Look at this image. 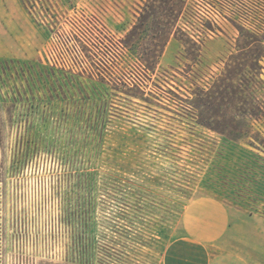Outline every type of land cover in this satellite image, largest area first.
Segmentation results:
<instances>
[{
    "label": "rangeland",
    "instance_id": "374dc122",
    "mask_svg": "<svg viewBox=\"0 0 264 264\" xmlns=\"http://www.w3.org/2000/svg\"><path fill=\"white\" fill-rule=\"evenodd\" d=\"M262 18L264 0H0V264H163L203 198L252 219L185 252L264 264V119L226 141L191 104L227 78L264 98V32L242 24Z\"/></svg>",
    "mask_w": 264,
    "mask_h": 264
},
{
    "label": "trees",
    "instance_id": "16d2710c",
    "mask_svg": "<svg viewBox=\"0 0 264 264\" xmlns=\"http://www.w3.org/2000/svg\"><path fill=\"white\" fill-rule=\"evenodd\" d=\"M260 43V46L257 44ZM262 42L258 39H253L251 44L254 46L253 52H251V63L260 67V62L264 59V53L259 52ZM259 45V44H258ZM162 55V52L154 54L145 60L148 64L152 63ZM242 63H239L237 70H240ZM243 73V72H242ZM241 75V74H240ZM220 84V82H219ZM216 83L212 89L207 92H202L201 95L206 98H199L191 102L192 107L197 111L196 121L199 125L211 130L212 132L220 135L226 141H236L244 137H248L249 122L261 121L264 119V98H239L233 90L241 88L240 82H229L227 80L221 81V85ZM231 90L235 97L233 98H215V94H220V91ZM229 107L233 112L230 115L223 113L222 107ZM204 108V109H203ZM206 110H212V115L208 114Z\"/></svg>",
    "mask_w": 264,
    "mask_h": 264
},
{
    "label": "crops",
    "instance_id": "0c3cea01",
    "mask_svg": "<svg viewBox=\"0 0 264 264\" xmlns=\"http://www.w3.org/2000/svg\"><path fill=\"white\" fill-rule=\"evenodd\" d=\"M187 221L195 222L197 232H188L184 239H176L169 243L164 254L163 264H205L202 260L194 261L190 254L192 247L203 244L211 239L221 238L226 231L233 232L243 219L251 220L252 216L246 217L212 199H199L192 202L186 211ZM192 218V219H191ZM254 238L263 237V233L253 228L248 232ZM253 238V237H252ZM247 239V238H246ZM264 250V243L259 245Z\"/></svg>",
    "mask_w": 264,
    "mask_h": 264
},
{
    "label": "built area",
    "instance_id": "2783aa9c",
    "mask_svg": "<svg viewBox=\"0 0 264 264\" xmlns=\"http://www.w3.org/2000/svg\"><path fill=\"white\" fill-rule=\"evenodd\" d=\"M211 5H212V7H211V13H212L213 17H218L220 15L221 11H222L220 5L218 3H216V2H212ZM258 7L259 6L253 7L256 10V11L255 10H253V11L256 12V13L259 12V10L261 8H258ZM262 20L264 21V18H262ZM209 22H216V20H215V18H212V20H209ZM262 23L263 24L260 27H250V26L246 25L247 22H243L242 24L252 34L259 35V34H261V33L264 32V22H262ZM184 27H186V26L184 25ZM184 27H181L180 26V28L185 31ZM192 38H194V37H192Z\"/></svg>",
    "mask_w": 264,
    "mask_h": 264
}]
</instances>
